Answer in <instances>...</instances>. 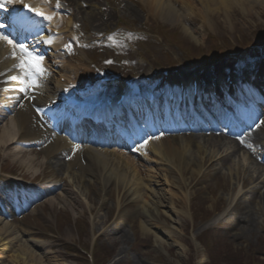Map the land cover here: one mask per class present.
<instances>
[{
    "label": "rangeland",
    "instance_id": "1",
    "mask_svg": "<svg viewBox=\"0 0 264 264\" xmlns=\"http://www.w3.org/2000/svg\"><path fill=\"white\" fill-rule=\"evenodd\" d=\"M191 1V0H188ZM109 7V16L110 18H114L112 22L108 25L96 27V33H104L110 32L112 34L113 30L117 28L128 29L131 31H137L139 27L144 26L145 24H156L155 16H153L150 12L147 11L146 8L141 7H130L131 16L123 15L120 12V8L116 3L108 0ZM118 4H122V0H118ZM182 5V3H178ZM258 9H257V5ZM258 4L255 5L257 14L261 8H264V0H261ZM179 5V6H180ZM185 5V4H183ZM176 7V6H175ZM173 8V7H172ZM175 9V8H174ZM177 10V9H176ZM145 12V20L143 21ZM236 9L235 17L231 20H226L225 15L220 16L219 19H210L206 25V33H213L215 36L219 38L220 41L225 40L226 37H235L242 36L246 38V44H250L251 46H263L264 43V16L254 15L253 17H247L245 14ZM112 13V14H111ZM264 14V11H263ZM134 20H132V19ZM228 19V18H227ZM172 23L169 21H165V28L168 27L170 29V25ZM87 29L90 31H94V26L88 25ZM127 34L120 35V38L126 37ZM205 36L199 38L200 42H205ZM113 39V36L111 37ZM204 39V40H203ZM103 54L101 56L108 57L109 53L101 51ZM95 54H99L95 52ZM209 155V151L205 150V153L201 156L202 159L207 158ZM1 157V154H0ZM1 159V158H0ZM2 160V159H1ZM5 163H10L15 167L17 175H25L27 177H31L28 173H26L18 164H13L11 158L4 159ZM236 161L238 159L232 157L230 160V169L227 166H219V164L215 163V160H212V165L202 166L200 167V171L198 172L196 178L194 180H188L187 184L189 187L197 185L194 189H190L192 193L191 199V216L193 214L197 216L199 219H204L206 216L211 214V208L216 210H221L224 205L228 204V210L232 208V203L234 197L237 195L244 194L243 191L238 187V183L236 182L235 174H236ZM9 165V164H8ZM245 170V169H243ZM243 175L248 174L242 173ZM150 175L158 177L156 174L150 173ZM154 177V178H155ZM230 188H234L236 190L235 196L233 197V192L230 191ZM97 190V191H96ZM96 190L92 187H87L86 196H83L82 199H79L81 203L85 202L86 205H82L81 209H79L75 214L71 210H66L67 215L74 220L75 217H82L86 221L92 220V228H89V231L94 232V235H98V243L107 247L112 253V258L107 264H204L207 262V256L204 252L203 247L199 244H196V249L193 250L192 244L190 241V237H199L201 234L207 232L210 235L207 237L209 242H213L217 240L220 243L218 246L219 251H247L249 249H259L263 253V256L260 257L261 260H264V218L259 217L258 225L251 233L239 234L237 231H228L226 230L225 224L226 219L220 217V220H214L213 222L218 223L219 225L210 228L209 226L212 224L203 223V220L200 222H193L190 215L186 214L183 211V206L177 208L178 217H173V222L176 224H168L167 227L173 226V230L171 232V236L169 238H162L159 234L158 239L154 238V234L142 233L138 228L139 223L136 221L133 223H129L128 221L125 224V227L121 228V231L114 230H106L109 226L116 225L118 221H112L113 217H115L119 210L124 211L125 216H127V220H136V212L134 208H129V210H125L126 205L124 207V203L119 200V208H116L117 204L114 202V193L112 192V196L108 197L107 195H103V193L97 188ZM96 194V195H95ZM176 195V194H175ZM86 197V200L84 198ZM103 197H105L104 200ZM178 197V196H177ZM88 198L91 201H95V204L88 201ZM185 201L184 199H181ZM102 201H108L107 206L101 205ZM242 205H247V202L244 201L241 203ZM128 207H132L130 204ZM170 208V205L167 206V209ZM117 209V210H116ZM50 213L48 214V207L45 208V212L52 219L55 216V212L57 211L55 208H50ZM90 212V213H89ZM112 212V213H111ZM262 214L264 216V207L262 210ZM30 215V214H29ZM67 218V217H66ZM76 218V219H77ZM106 219L110 221V223H106ZM17 224V223H16ZM129 224V225H128ZM262 224V226H261ZM127 225V226H126ZM223 226V227H222ZM66 229L72 233V239L79 246L83 243H86L87 236L76 237L75 230L72 226L69 228H64L61 233L66 234ZM6 231V229H5ZM123 231V233H122ZM153 231V230H152ZM177 231V232H176ZM155 232V231H154ZM175 232V233H174ZM183 234V236H181ZM156 234V232H155ZM32 238V237H31ZM29 238L31 241L32 239ZM169 239V240H168ZM174 239V240H173ZM154 240H157V248L151 249L150 243ZM26 241L25 239H21L20 242ZM197 243V240H196ZM173 244H177V247H174ZM29 246V245H28ZM160 246V247H159ZM261 247V248H260ZM62 251V249H61ZM59 251V255H64L63 251L61 253ZM12 253V252H11ZM119 255V256H118ZM123 257L125 260H123ZM63 257H59L62 260Z\"/></svg>",
    "mask_w": 264,
    "mask_h": 264
},
{
    "label": "bare ground",
    "instance_id": "2",
    "mask_svg": "<svg viewBox=\"0 0 264 264\" xmlns=\"http://www.w3.org/2000/svg\"><path fill=\"white\" fill-rule=\"evenodd\" d=\"M17 1L18 0H13V5H15ZM65 1L71 2V0ZM151 1L154 2V9L157 10V13L165 12L164 15L166 16L167 20H173V22H177V18L179 16L178 13H175L173 10L169 12L166 8L172 7L173 3L175 4L181 2V0ZM260 1L261 0H195V2L204 11L210 10L217 15L225 14L226 16H232L231 11H234L236 7L243 9L244 4L247 6V8L254 10V4H258ZM238 3H240V5ZM71 6H76L75 2H72ZM250 13H252V11ZM203 16H207L206 12L203 13ZM183 32L185 35L195 40V38L190 35V31L187 28L184 27ZM1 42L0 71L4 70V68L10 67V63L5 60V56L11 50L8 45L5 47L1 46ZM18 75L19 74L11 73L4 78H0V92L2 93H0V122L7 116V113L3 110L4 106L7 110H10L9 112H14L16 110V113L18 114L16 119L12 118L9 122H6L4 126L0 127V134L3 137L0 138V151L4 152L3 157L5 158V156L11 155L13 162L19 164V166L26 169L27 172L32 173L36 172L37 169L44 168L46 164H48V159L52 158L54 160L56 159L52 163L54 164V168L56 170L63 169L64 171L68 172V165H65L58 160V156H61L66 150L70 149L65 143L66 140H62L61 138L52 135L49 132L47 126L43 125L37 120L36 113L33 110L37 106H42L48 102H54V98L45 96L44 94L42 97L39 96L40 93H43V91L40 92L39 88H37L38 92L35 91L34 94H28L26 90H22L24 86L20 84L19 80H13L10 78ZM2 97H4L5 100H3ZM260 117L262 118V122H264V114H262ZM258 129V132H256V134H254L251 139L256 137L258 138L261 133H264V123H261ZM42 142H46V147L43 148ZM224 143L229 145V150L225 151L226 157L222 159V164L226 166L229 162L230 156L237 155L242 149L240 148V144L237 140L226 139L220 135H210L205 137L194 133H187L182 137H161L160 140L155 139L154 143L152 142L149 145L148 152L153 153L152 156L156 159L158 164L162 165L161 163L163 162V158H167L178 169L179 175L183 177L188 169V172H190L192 177L198 172L200 166V164L197 162V159L193 155H198V158H201L206 149L213 153L216 148H223ZM26 144L40 146V150L45 152L44 157L37 162H35V157L24 158L21 154L23 152L22 148ZM17 145H20V147ZM228 151L230 152L227 155ZM80 152H82L86 159V165L83 167L85 168V171L83 168H81V171L84 174L99 179L97 181L106 192L110 188L119 190L118 199L120 198L125 202H135L136 204L140 205L142 198L138 193V189L143 186L142 184L144 183L145 178H139L138 175L134 176V174H132V170L135 168H131L129 165L117 160L115 156L117 154L114 152L101 153L87 149H82ZM72 153H75V151ZM186 155L190 156L189 159L186 157ZM161 172L166 174L170 173L166 169H161ZM250 172L252 175L247 176L246 178L242 177L239 172L236 173V180L239 181L242 188H249L251 182L262 178L260 175L262 169L258 165H255L253 169H250ZM260 183H262L261 187H259L260 189L258 188V190L254 191L252 190L249 193L248 198L250 199V204L248 207H240V204L237 203L236 208L234 206L235 212L241 215L242 223H240L241 226H239V221L236 220L234 214H231L228 219L230 220L228 223L230 229L238 230L244 234L250 233L251 230L257 226V219L254 214V209L251 206V202L252 200H257V205H259L261 201L263 203V195H259V192L264 190V179ZM185 185L186 184L181 182L180 188L183 189ZM158 196L160 197H157L154 201L152 200L148 206L143 205L147 209L145 211L143 210L145 213L144 223L147 224L150 229L153 227L155 229H160V227L156 225L157 216L159 213L157 214L155 210L161 208L162 202L165 198L160 194H158ZM66 197L67 195L61 194L60 196L49 200L47 204L50 208H53V204L55 202H61V204L65 205L71 201L76 202V204L73 203V207L79 206L75 198L68 196L69 199L66 201ZM168 201L174 203L173 196H170ZM6 245L7 244H3L4 250L12 247V245L5 247ZM17 254L18 256H15V259L20 262L25 261L26 258L34 259L33 255L27 253V251H24L23 254L21 252H18ZM17 264L21 263L18 262ZM23 264H28V262L26 261ZM36 264L39 263L36 262Z\"/></svg>",
    "mask_w": 264,
    "mask_h": 264
},
{
    "label": "snow or ice",
    "instance_id": "3",
    "mask_svg": "<svg viewBox=\"0 0 264 264\" xmlns=\"http://www.w3.org/2000/svg\"><path fill=\"white\" fill-rule=\"evenodd\" d=\"M12 2L13 0H0V9L6 8L7 4H11ZM44 2L48 3L49 0H44ZM24 7L45 20L51 21L54 18L53 15H48L39 8H33L27 4H25ZM56 7H60L59 0L56 2ZM3 27V25H0V28ZM0 41L10 47V58L17 61L12 67L18 71L19 75L10 78L19 80L20 84L24 86L22 90L32 91L39 88L41 86L40 79L47 74V69L43 66L44 57L39 55V53L28 45L17 42L3 31H0ZM47 43L50 44L52 41L48 40ZM2 74L3 73H0V75ZM147 142L148 141H145V144H147ZM141 147H143V145Z\"/></svg>",
    "mask_w": 264,
    "mask_h": 264
}]
</instances>
